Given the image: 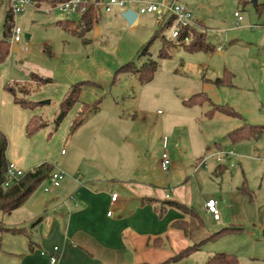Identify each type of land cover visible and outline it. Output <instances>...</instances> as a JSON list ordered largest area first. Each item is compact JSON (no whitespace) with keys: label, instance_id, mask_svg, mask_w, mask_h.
<instances>
[{"label":"rangeland","instance_id":"rangeland-1","mask_svg":"<svg viewBox=\"0 0 264 264\" xmlns=\"http://www.w3.org/2000/svg\"><path fill=\"white\" fill-rule=\"evenodd\" d=\"M177 1L193 7L205 22L208 29L199 25V31L208 33L213 52L190 53L169 37L165 39L172 46L171 57L163 59L160 51L167 30L152 42L147 55H142L162 27L156 15H142L131 26L118 11L100 12L99 22L84 37L58 25L67 19L80 20L78 16L67 18L59 10L48 15L28 8L16 16L22 41L14 43L9 38L10 56L0 64V127L9 129L10 137L0 131L9 140L12 156L35 158L34 163L48 158L38 165L50 163L64 172L62 185L70 177L85 181L115 175L151 186L160 195L176 197L200 217L190 221L191 245L225 228L241 229L207 242L201 252L176 264H204L216 253L236 255L241 264H264V132L258 139L237 144L227 138L245 124L264 127V14L257 12V5L264 0ZM6 10V2L0 0V41L4 39ZM236 12L244 19L239 26ZM222 42L223 52L219 54L216 48ZM149 59L158 64L149 83L140 82L134 74L118 73L129 63L141 68ZM226 70L232 74V85L216 86L213 82L224 78ZM34 75L52 83L38 88ZM7 83L15 88L28 83L36 88L29 98L43 105L33 115L45 118L48 127L33 137L24 135L20 129L22 115L10 101ZM80 83V102L54 131L60 104L70 88ZM199 95L233 109L243 119L220 112L207 116L212 109L209 103L185 104ZM84 105L89 111L73 130ZM216 145L234 150L240 163L233 169L217 170L222 173H215L214 163L209 168H196ZM107 146H111L112 154L99 150ZM164 153L172 163L169 171L162 168ZM105 154L114 157L113 167ZM23 166L24 171L30 170ZM46 188L51 189L49 180L37 193L48 195ZM210 199L219 202L220 222L205 209Z\"/></svg>","mask_w":264,"mask_h":264},{"label":"crops","instance_id":"crops-1","mask_svg":"<svg viewBox=\"0 0 264 264\" xmlns=\"http://www.w3.org/2000/svg\"><path fill=\"white\" fill-rule=\"evenodd\" d=\"M196 19L199 25L207 28L203 20L197 16ZM169 37L170 32L165 38ZM223 45L222 42L218 46L222 50H216L217 53L223 52ZM10 101L14 104L13 97ZM14 107L22 115L20 129L25 135L27 125L35 115L17 105ZM0 128L10 137L9 129ZM218 147L216 145L215 149ZM99 150L113 152L111 146ZM6 158L8 163L13 162L22 170L23 165L33 170L48 159L37 163H34L35 158L20 159L12 156L10 147ZM108 159L110 164H115L114 157L108 156ZM220 168L215 165V173H222L217 171ZM57 169L55 166L54 171ZM46 193L48 195L36 191L25 205L10 215L0 213L1 228L20 230L19 233L0 231V264H52L50 257L54 254L59 256L58 264H164L182 250L199 244L191 245L189 232L190 221L195 217L173 207L161 213L157 201L178 202L177 198L160 195L151 186L134 179L110 175L105 179L91 177L79 181L70 177L64 185ZM114 194L118 195L115 202L112 201ZM178 221L188 222V234L172 227ZM201 251L202 248L195 253Z\"/></svg>","mask_w":264,"mask_h":264},{"label":"trees","instance_id":"trees-1","mask_svg":"<svg viewBox=\"0 0 264 264\" xmlns=\"http://www.w3.org/2000/svg\"><path fill=\"white\" fill-rule=\"evenodd\" d=\"M67 0H40L41 4L47 6L57 5L59 3L65 2ZM257 12L259 15L264 14V4L257 5ZM98 12L93 6L88 8V12L78 21H71L69 19L59 21L58 25L64 28L65 30L70 31L74 35H78L80 37H84L86 33L93 30L94 26L99 22L98 20ZM15 22L13 14L10 10L6 11L5 21H4V39L0 41V64H3L8 57L10 56V43L9 38L11 37V32L13 29ZM170 24V23H169ZM168 25L160 27V29L156 32L154 38L150 41V43L141 51L142 55H147L148 50L152 42L159 38L163 37V33L167 31ZM189 37V44H179L178 45L184 47V49L190 53H198L205 52L210 53L214 51V47L208 42L207 34L204 32H198L195 30H191L190 32H184L180 41H183L184 38ZM164 46L160 51L161 58L168 59L171 57L169 50L172 47L168 45V41L163 37ZM158 64L156 61L149 59L146 63L143 64L141 68H137L133 63H129L124 65L119 69L118 73L122 74H134L136 75L140 82L149 83L154 79L155 73L157 72ZM117 73V74H118ZM232 74L229 71H225L224 78H218L213 83L218 87L230 86L231 84ZM33 80L36 82V86L42 87L47 84L52 83L51 79H44L37 75L33 76ZM16 83V82H15ZM14 83V84H15ZM83 83L72 86L63 99L62 103L59 106L58 112L55 115V119L53 121L54 131H57L61 126L65 118L68 116L70 111L80 102V97L82 93ZM36 89L32 87L31 84H24L17 86H13L12 83H7L5 85V90L13 97L14 104L22 108L23 110L34 112L38 109L43 103H36L31 101L29 98ZM203 104L209 103L212 106V109L208 112L207 116H213L216 112L223 113L227 116H231L238 119H243L240 114L229 107L218 106L211 102V100L204 96H194L193 98L185 101L187 106H191L194 104ZM95 109H98L97 107ZM89 111V107L84 105L82 107V111L79 113L74 125L73 130L78 128L85 118L86 113ZM48 121L42 116L35 115L29 121L26 127V135L28 137H33L40 130L48 127ZM264 132V127L262 126H251L245 124L239 129H236L230 132L227 138L233 142L234 144L251 140L258 139ZM9 147V140L7 136L0 131V158H1V167H0V213L3 215H10L13 211L21 208L27 201L32 197V195L38 190V188L46 181L49 180L52 173L55 170V166L50 163H43L40 166H37L33 170H29L25 172V175L17 182H15L10 187L6 188L4 183L6 181V172L7 167L9 165L6 153ZM152 202V200H149ZM155 202V200H154ZM161 206V213L163 210L168 207L176 208L185 214L195 217L200 220L198 213L194 208L187 207L183 204H180L176 201H157ZM172 227L183 229L185 234H188V222L187 221H178L172 224ZM1 232L9 231L13 233H19L20 230L17 229H5L0 227ZM241 231V229L236 228H225L221 231L213 234L208 239L202 241L199 244H195L182 250L179 254L171 258L168 262L164 264L176 263L188 258L191 254L201 250L203 245H205L209 241H214L220 239L226 235H230L233 233H237ZM1 243V237H0ZM205 264H240V261L236 255L228 254V253H216L212 255Z\"/></svg>","mask_w":264,"mask_h":264},{"label":"built area","instance_id":"built-area-1","mask_svg":"<svg viewBox=\"0 0 264 264\" xmlns=\"http://www.w3.org/2000/svg\"><path fill=\"white\" fill-rule=\"evenodd\" d=\"M8 6V10L11 11L14 17L23 14L26 9L33 8L38 11H42L48 15H51L55 10L62 12L67 18L71 16H78L80 19L88 12V8L93 6L98 13L105 12L107 14H113L115 12L125 13L129 10L134 11L139 19L142 15H156L158 16L157 23L160 26L168 25V31L170 32V38L173 41L179 42V44H189L190 38L186 37L183 41H180L184 32H190L195 30L200 32V26L196 19L194 10L192 7L181 3L177 0L172 2L161 1L151 2L147 0H67L53 6H47L41 4L40 0H4ZM46 6V8L41 9ZM237 19V25L239 26L243 22V17L239 12L234 14ZM136 21V22H137ZM11 41L19 43L22 41V29L14 24L11 32ZM217 51H221L222 47H218ZM167 139H163L164 147L167 146ZM162 168L164 171H169L172 165L167 153H164L161 158ZM210 163H214L217 167H229L235 168L238 164V155L234 150L218 147L212 151H209L204 157H202L196 164V168L204 167L209 168ZM25 175V171L19 168L15 163L10 162L7 167L6 181L4 186L6 188L19 181ZM66 174L62 171H54L49 178L51 183V189L59 188L62 182L65 180ZM51 189L46 188L45 192H50ZM118 195L112 196V201L117 200ZM167 198L169 196L167 195ZM219 202L214 199H210L206 202L205 207L208 214L212 215L214 220L220 221L221 214L219 211ZM111 214V213H109ZM56 252L58 248L55 249ZM52 264H58L59 256L54 254L50 257Z\"/></svg>","mask_w":264,"mask_h":264},{"label":"water","instance_id":"water-1","mask_svg":"<svg viewBox=\"0 0 264 264\" xmlns=\"http://www.w3.org/2000/svg\"><path fill=\"white\" fill-rule=\"evenodd\" d=\"M254 3H257V1H254ZM122 15H123L124 19L127 20L128 23L131 26H133L136 23L137 18H138L137 14L134 11H131V10L123 13ZM26 37H27V39H30V36L29 35H27ZM44 103L45 104H48L50 102H44ZM0 167H1V158H0Z\"/></svg>","mask_w":264,"mask_h":264}]
</instances>
